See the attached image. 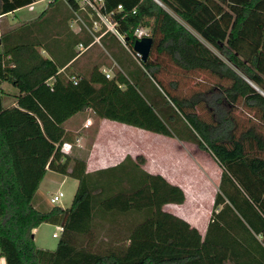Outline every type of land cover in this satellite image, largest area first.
<instances>
[{"label":"trees","instance_id":"obj_1","mask_svg":"<svg viewBox=\"0 0 264 264\" xmlns=\"http://www.w3.org/2000/svg\"><path fill=\"white\" fill-rule=\"evenodd\" d=\"M32 1L0 0V16ZM104 2L107 9L123 6L115 18L131 52L124 73L117 69L107 77L99 64L74 68L82 53L77 44L93 37L83 25L71 28L73 0H51L0 34V255L6 264H264L257 238L264 239V134L254 126L237 131L231 112L248 105L264 121V95L246 80L264 92V0ZM136 27L148 28L153 38L145 60L131 56ZM169 65L185 74L207 73L216 83L175 94L177 79L165 83L160 74ZM4 81L17 88L15 105L2 103ZM200 104L209 120L196 110ZM85 110L212 153L221 175L204 236L163 209L183 202L184 191L143 169L142 155L127 153L114 165L88 171L84 157L63 148L74 140L64 121ZM46 165L78 179L68 207L33 204ZM41 222L63 226L55 249L35 244L31 229Z\"/></svg>","mask_w":264,"mask_h":264},{"label":"rangeland","instance_id":"obj_2","mask_svg":"<svg viewBox=\"0 0 264 264\" xmlns=\"http://www.w3.org/2000/svg\"><path fill=\"white\" fill-rule=\"evenodd\" d=\"M45 5V2L42 0H38L34 2L32 5L21 6L15 9L13 12H8L6 15L0 17V34L13 28L14 26L20 24L23 21L35 17L40 9ZM25 19V20H24ZM220 57H222L228 64L231 63L225 58V56L219 52L217 49L212 48ZM91 50V49H90ZM1 51V46H0ZM83 53V54H82ZM81 54V58L78 61L80 67L83 69V66H88L87 61H85V57H89V55L94 56L95 60L98 58L94 55V53H89V49L83 51ZM87 55V56H86ZM82 59V60H81ZM161 77L164 82H168L169 79H177L178 85L176 89H172V92L178 95H191L193 92L198 90H205L211 87L214 83H216V78L207 73L203 72H189L183 73L182 70H179L175 66H170L163 69L161 72ZM4 100L10 95V92L17 93V88L14 87L11 83L4 81L3 82ZM7 91V93H6ZM152 91V90H151ZM157 93V92H156ZM156 97V96H155ZM196 110L199 114L205 118L210 119V113L203 107L202 104L196 107ZM232 114L236 120L237 131L244 129L248 126H254L258 130H260L264 134V121L260 118L259 112L255 110V108L250 107L248 105L237 104L231 109ZM89 114L92 118V123L87 127H82L81 123L85 120L86 116ZM97 116L91 112L86 111L83 112L78 121L74 130L71 131V135L74 138L76 133L81 136L79 143L81 144V149L77 151V155L84 157L86 162L92 154L99 156H107L108 161L117 160L121 154L120 148H123L122 151L126 152L130 150L132 153L140 152L148 157H152V155L158 151L156 149H166L170 144L164 142L160 135H156L150 132H145L143 143H137L136 141V133L135 131L140 130H132L133 128L128 126H118V124L108 123L106 129L100 134L97 132L98 123ZM132 130V131H131ZM99 134V135H97ZM141 134H139L140 136ZM161 137V138H158ZM167 140V139H166ZM169 141V140H168ZM115 151L118 153L115 154ZM141 154V155H142ZM264 156V152L262 153ZM55 172V171H54ZM42 187L39 188L36 194V198H42V201L37 200L35 204H33L41 209H46L51 207L53 204L50 202L49 198L51 194H53L56 190H62L63 196H61L60 200H58L55 205H60L62 207H68L71 204L73 195L78 186V179L69 174H62L59 172L53 173L48 172L44 179ZM217 183L210 178L208 183H194L191 186V195L190 198H195L200 194L202 197L201 202H196L194 200H190L187 202L185 206L180 205H165L166 210H178V211H188V210H196V209H204L205 211L209 208L212 209L211 196L217 190ZM56 232L58 236H52V233ZM61 234L59 225L52 222H41L35 231L34 242L38 247L55 249L57 246V242L59 236ZM102 240H105V233L100 234L99 236ZM105 242H103V245ZM102 245V246H103ZM0 264H6L5 258L0 255Z\"/></svg>","mask_w":264,"mask_h":264},{"label":"crops","instance_id":"obj_3","mask_svg":"<svg viewBox=\"0 0 264 264\" xmlns=\"http://www.w3.org/2000/svg\"><path fill=\"white\" fill-rule=\"evenodd\" d=\"M42 1L45 2V5L40 9V12L47 6V3H48V1H45V0H42ZM35 2H37V1H35ZM27 5H29V4H26L24 6H27ZM40 12H38V14ZM6 14H4V15H6ZM38 14H36V15H38ZM4 15H1L0 17H2ZM70 25L74 31H77L79 29L77 23L75 21H73V19L70 21ZM142 28L144 30L148 29L146 27H142ZM190 30L194 34H196L202 41H204L196 31H194L191 28H190ZM204 42L211 49L214 48L213 46H211L206 41H204ZM123 45L124 44H123L120 37H118L117 35H115L111 32H107L103 35V37L100 41H96L93 45H91L88 48L89 53H94V55L96 57L98 56V58L95 60L94 59L95 57L92 55H89V57H85V61H87L88 66H83V69H82L80 67V64L78 63V61L81 58L80 56L83 54L82 53L76 59V61L74 63V68L77 70H84V71L86 70L87 71L93 65L99 64L101 70H103L105 73L106 72L109 73V76H107V77H111L117 69H119L120 71H123V73H124L126 71V69H128L132 66V64L130 61V56L127 53V51L130 52V50ZM130 54H131V52H130ZM131 56L134 57L133 53ZM1 87L4 89L3 82L1 83ZM6 93H7V91H6ZM15 94L16 93L10 92V95L5 100L3 98L2 99L3 105L4 106L15 105L16 104ZM86 111H88V110L76 112L75 114L71 115L69 118H67L64 121V127L69 131L74 130V128L77 125L75 123H77L78 118L80 117V115L83 112H86ZM87 117L91 118V116L89 114L86 116V118ZM97 117H98L97 118V123H98L97 132L99 134H100V132H102L106 129L108 123H114L115 126H116V124H118L119 127L120 126H128V127L133 128L132 130H136V129L140 130V132L135 131L136 133L138 132L135 136L137 143L138 142L143 143L144 136L146 135L145 132H150V133L162 136L163 138H161V137H158V138H161L164 142H167L170 145L166 149H159V148L156 149L158 151H156L152 155L151 158L140 153V152L132 153L130 150H127L126 152H124V151H122L123 148H120L121 154L118 157V159L114 160V161L107 162L108 161L107 156H99L98 154L92 156V154H93L92 153V154H90V156L86 162V170L91 171V170H95L98 168L114 165V164L118 163L119 161H121L127 153L130 154L133 158H136L137 155L142 154V156L144 157V161L140 164V166L143 169H145L146 171H148L150 173L161 174L168 182L179 185L184 191L185 198H184L183 202H181V203H173V202L165 203L163 205V209H165V205H168V204L177 205V206L178 205L185 206L187 204V202H189L190 200H194L196 202H201L202 197H200V194H198V196H195V198L189 197L191 195V186L194 183L198 182V183L206 184V183H208V180L210 178H212L217 183V185L219 184L220 175H221V167H220L218 161L216 160V158L212 155V153L209 150L199 147L195 142L190 141V140L180 139L176 136H169V135L153 132L150 130H146L143 128H139V127L130 125V124L122 123V122H119L116 120H111V119L99 117V116H97ZM91 120H92V118H91ZM84 121H82L81 126L87 127L88 125L85 126ZM99 134H97V135H99ZM139 134H141V135L139 136ZM80 139H81V136H79V134L76 133V135L74 136L73 142L65 143L63 145V148L66 151L72 153L73 155L76 154L77 151L82 148L81 144L79 143ZM116 153H118V152L115 151V154ZM50 171L53 173H57V172H54L53 170H50L46 165V172H45L43 178L41 179V181H40V183L36 189V192L34 194V197H33L34 204H35V201L37 203V200L42 201L41 197H39V199L36 198V194H37L39 188H43L42 184H43V182H45L44 181L45 176ZM215 192L211 196L212 207H213V198H214ZM219 208H220V206H218L216 210L218 211ZM211 210L212 209L209 208L206 211L204 209H196V210H188V211H184V212L178 211V210L177 211L171 210L170 212H172L175 215L182 217L183 219L188 221L191 225H193L197 228V230L200 232V234L202 236H204L205 231L207 229L208 222L211 219V213H212ZM167 211H169V210H167ZM36 229H37V226L34 227L33 237L35 235ZM215 230H216V240L218 242V247H220V220H219V223L217 224ZM257 238L260 240L259 235H257ZM236 242H238V241H236ZM252 244H255V241L252 242ZM262 244L264 245L263 242H262ZM226 262L228 263L229 260H227ZM230 263H232V260ZM217 264H220V262H217Z\"/></svg>","mask_w":264,"mask_h":264},{"label":"built area","instance_id":"obj_4","mask_svg":"<svg viewBox=\"0 0 264 264\" xmlns=\"http://www.w3.org/2000/svg\"><path fill=\"white\" fill-rule=\"evenodd\" d=\"M35 1L28 3L32 5ZM51 1V0H45ZM66 1V0H65ZM77 4L76 9L74 10L75 16L73 21H75L80 28L83 25L91 34H92V41L88 44H83L79 42L77 44L78 53L83 52L87 49L91 43L99 41V37L104 32L110 31L121 38L123 41V35L119 32L117 28L118 20L115 18L116 11H119L123 8L122 4L119 3L114 9H107L105 6L104 0H73ZM81 11V12H80ZM134 12V8L132 9ZM82 14L85 16L83 17ZM99 31L98 33H96ZM134 32L137 34L138 38L143 35H148L147 30H144L142 27H136ZM134 57L136 59H140V53L134 51ZM106 76H109V73L106 72ZM74 82H76V78L74 76L71 77ZM92 120L90 117H87L84 121V125H90ZM78 139V138H77ZM65 144V143H64ZM70 146V145H69ZM61 196H63L62 190H56L53 194H51L49 200L52 204H55L58 200H60ZM60 231L63 229L61 224H58ZM52 236H58L56 232L52 233ZM260 239L264 243V239L261 235Z\"/></svg>","mask_w":264,"mask_h":264},{"label":"water","instance_id":"obj_5","mask_svg":"<svg viewBox=\"0 0 264 264\" xmlns=\"http://www.w3.org/2000/svg\"><path fill=\"white\" fill-rule=\"evenodd\" d=\"M153 38L150 35H143L140 38H137L133 43V50L140 53L141 59L145 60L152 47ZM255 89H257L261 94L264 95V92L258 88L254 83H252L249 79H246ZM34 227L31 229V236L33 237Z\"/></svg>","mask_w":264,"mask_h":264}]
</instances>
